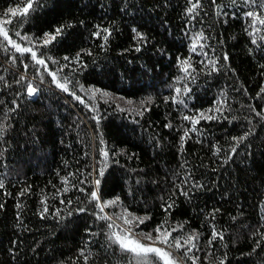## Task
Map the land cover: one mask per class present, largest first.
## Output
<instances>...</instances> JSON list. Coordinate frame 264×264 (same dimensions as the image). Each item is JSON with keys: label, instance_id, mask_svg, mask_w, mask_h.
<instances>
[{"label": "trees", "instance_id": "16d2710c", "mask_svg": "<svg viewBox=\"0 0 264 264\" xmlns=\"http://www.w3.org/2000/svg\"><path fill=\"white\" fill-rule=\"evenodd\" d=\"M27 2L0 0L11 40L47 65L0 36V264H136L109 239L125 234L117 223L153 238L163 225L182 244L196 235L195 247L165 245L179 264H264V26L245 15L264 0H32L27 15L9 12ZM93 191L117 203L101 212Z\"/></svg>", "mask_w": 264, "mask_h": 264}, {"label": "snow or ice", "instance_id": "6c2138e0", "mask_svg": "<svg viewBox=\"0 0 264 264\" xmlns=\"http://www.w3.org/2000/svg\"><path fill=\"white\" fill-rule=\"evenodd\" d=\"M213 2H215V0H213ZM232 2L235 3L236 0H232ZM245 2L250 5H255L258 3V0H245ZM32 7H33L32 0H28L26 7L22 9H9V12H11L13 16L17 14L27 15L29 12V9H32ZM197 7H198V4H193V6L188 9V12L192 13ZM259 7L261 9H264V4H260ZM245 15L251 18V24L253 27H255L256 24L264 26V12L248 11L247 13H245ZM8 23H11V21H4L3 24H0V35L3 36L4 40H7L8 43L11 44L13 48H15L16 52H19L22 55L24 53H30L35 63L37 65H43L45 67V70H47V65L45 64V61L43 59H37L36 52L33 51L32 48L21 47L19 44L11 40V38L8 35V31L4 27V25ZM256 30L258 31L259 29H256ZM62 31H63L62 28H57L54 34L45 33L43 44L47 45L51 43L53 40L56 39L58 35L61 34ZM107 31H108L107 29H104V32L107 33ZM16 35L19 36L20 35L19 32H17ZM96 35H100V33L98 32L96 33ZM137 35L140 39H143V37L140 34H137ZM200 38H203L202 35ZM22 39H28V37H22ZM107 39H108V36L105 35L104 40L107 41ZM192 50L195 51V47H193ZM137 51H139V48H137ZM65 59H68V57H65ZM225 59H227V57H225ZM181 66L183 70L187 72L188 66L190 65H188L187 61H182ZM25 67H27V65H25ZM49 74L52 76L53 81H56V74L55 73H49ZM0 79H2V77H0ZM21 79H23V77ZM57 87L61 88L65 92L68 91V88L66 84L64 83H59L57 81ZM36 91H37L36 88L32 87L31 85L28 86L29 96L34 95ZM176 91L177 93H179L180 89H176ZM261 91H264V89H262ZM76 99H80V98L76 97ZM185 119H189V117H185ZM192 122L193 124H195L198 121L193 120ZM185 135H187V132L185 133ZM241 139H243V137H241ZM233 151H235V149H233ZM104 156L107 157V152L104 153ZM100 174L103 175V172L101 171ZM99 183L100 181L97 180L96 181L97 186L99 185ZM0 187H3L2 183H0ZM90 195H91L92 200L97 201V207L100 208L101 212H103L104 207H107L109 204L117 203V201H110L108 202V204L101 205L99 203L100 198L98 196L97 191L91 192ZM184 195H187V193H184ZM168 207L170 208L171 205H169ZM45 211H47V209H45ZM81 211H84V209H81ZM99 218L103 220L111 219L108 216H100ZM122 218L124 219V223L128 225H131L134 222H138L139 224L144 223V219L137 218V217L128 219L126 214ZM108 227L112 228L113 225L109 224ZM163 227H164L163 225H160L154 230L157 233L155 238H153V236L150 233L146 234L145 238L153 241L151 245L144 244L139 239H136L134 235L132 234L131 229L122 230L125 233L123 235L113 232L109 236V239H112L114 243L118 244L122 252L130 253L132 255L133 260L136 261V264H177V261L172 257V254L169 251H166L164 248L157 247L155 245L162 244L168 247H174L177 250L181 249L185 245H192V247H195V245L192 242L198 239V237L196 235H190L187 237V239L184 240L182 244L179 238L173 237L172 240H170L169 238L171 237V232H168L167 230H162ZM173 231H175V229H173ZM217 235L218 234L214 232L213 239H215ZM220 238L223 239L222 236H220ZM187 251H191V248H188ZM186 254L187 253H185V255ZM193 264H195V260H193ZM220 264H223V261H221Z\"/></svg>", "mask_w": 264, "mask_h": 264}, {"label": "rangeland", "instance_id": "374dc122", "mask_svg": "<svg viewBox=\"0 0 264 264\" xmlns=\"http://www.w3.org/2000/svg\"><path fill=\"white\" fill-rule=\"evenodd\" d=\"M1 36V38H3V36L2 35H0ZM4 39V38H3ZM86 96H87V98H85V102L87 103H89V104H91L92 103V100H91V97H89V95L88 94H86ZM93 97V96H92ZM91 100V101H90ZM117 103H118V105H119V107H121V109H125L127 106H128V104H126V103H122V102H117V100H115V105L117 106ZM117 226L121 229V230H127L126 228H124V227H122L120 224H118L117 223ZM132 232V231H131ZM132 234L134 235V237L136 238V239H139L142 243H144V244H147V245H151L152 243H153V241H151V240H148V239H146L145 237H143V236H141V235H137V234H135V233H133L132 232ZM155 246H157V247H161V248H164L166 251H170L167 247H165V245H162V244H156ZM177 264H179V262L177 261Z\"/></svg>", "mask_w": 264, "mask_h": 264}]
</instances>
